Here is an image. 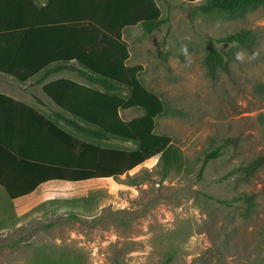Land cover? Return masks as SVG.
<instances>
[{"label":"rangeland","instance_id":"374dc122","mask_svg":"<svg viewBox=\"0 0 264 264\" xmlns=\"http://www.w3.org/2000/svg\"><path fill=\"white\" fill-rule=\"evenodd\" d=\"M157 2L165 22L126 36L140 80L164 101L156 132L172 138L181 161L167 171L158 155L120 178L52 182L17 201L0 187V264H264V164L248 179L228 177L264 159V6L232 16L202 11L203 1ZM242 29L254 31L248 46L217 41ZM212 46L225 65L208 66ZM218 147L223 155L200 178ZM244 191L254 192L252 205L218 201Z\"/></svg>","mask_w":264,"mask_h":264},{"label":"trees","instance_id":"16d2710c","mask_svg":"<svg viewBox=\"0 0 264 264\" xmlns=\"http://www.w3.org/2000/svg\"><path fill=\"white\" fill-rule=\"evenodd\" d=\"M20 2L27 0H18ZM36 14L25 29L0 26V49L27 42L37 31L49 26L69 29L85 39L75 58L89 70L87 78L98 86L80 84L72 79H57L44 86L47 95L71 116L60 112L47 116L33 106L0 93V186L12 200L31 194L41 184L60 180L81 182L95 178H120L152 158L161 156L167 171L181 161V151L167 134L156 132L157 118L165 105L159 94L141 80L143 65H129V43L125 29L141 25L147 33L165 22L157 0H46L41 5L29 0ZM203 1L200 9L242 16L264 6V0H185ZM7 2L0 3V20ZM10 4H13L11 2ZM254 40L252 29H242L217 39L218 42L248 46ZM25 41V42H26ZM69 60V59H66ZM208 66L225 65V54L212 46L205 58ZM0 59V73L26 82L42 67L12 68ZM23 65L22 62H19ZM47 63H44L45 66ZM126 91V93H125ZM141 108L143 114L131 119L121 112ZM115 139L135 144L132 149L113 147L106 142ZM223 147L207 153L199 170L202 177L208 163L223 155ZM264 164L258 157L239 166L228 175L249 178ZM233 199L220 200L231 205L254 200V192L244 191ZM251 207V206H250ZM248 208V211L251 209Z\"/></svg>","mask_w":264,"mask_h":264},{"label":"crops","instance_id":"0c3cea01","mask_svg":"<svg viewBox=\"0 0 264 264\" xmlns=\"http://www.w3.org/2000/svg\"><path fill=\"white\" fill-rule=\"evenodd\" d=\"M3 1H6V5H8L5 6V9H3V11H5L4 15H6L8 18H6V20H0V26L2 27L4 25H9L18 29H25L27 27L26 25L32 21L36 14L32 3H30L29 0H27V2L22 0V2L18 0H0V3ZM11 2H13V4H10ZM37 2L41 5H44L46 0H37ZM131 28L134 27L124 30L123 37L125 41L129 43L130 57L128 64L135 65L138 63H135L132 60L133 54L131 51V43L126 36V31ZM27 38V35H23L20 44L26 43V46L22 49L20 45L15 47L12 46L7 51L0 49V59H4L5 65L12 68H27L30 66V62L34 63V67L42 68L38 74L34 75L26 82H21L13 76L0 73V93L9 95L18 101H22L25 104L33 106L40 112L50 117L56 116V114L60 112L66 114L67 116H71L69 113H65L63 110H61V108L47 95V93L44 91V86L61 78L72 79L84 85L98 86V82H94L93 80L87 78L89 70L80 62H78V60L71 58V55L76 51H79L80 54L85 53L81 52L83 44L86 43L85 39L76 37L69 29L56 26H49L46 31H37V33L31 37L30 42L26 41ZM19 62H22L23 65H20ZM44 63L47 64L42 66ZM0 112L3 111L0 110ZM122 116L125 119L132 118L129 114ZM112 140L114 141L115 139ZM104 179L114 178H95L81 182L52 180L41 184L33 192H31V194L14 199L13 201L32 197L36 193H42L43 191L51 190L53 188L51 185L56 184L52 182H66L69 183L68 185H71ZM3 190L5 191V189ZM0 193H2L1 190ZM5 193L7 192L5 191ZM29 212L36 213L37 211Z\"/></svg>","mask_w":264,"mask_h":264}]
</instances>
